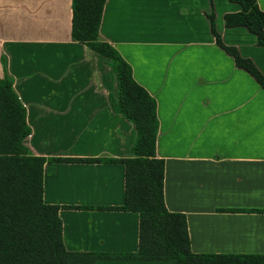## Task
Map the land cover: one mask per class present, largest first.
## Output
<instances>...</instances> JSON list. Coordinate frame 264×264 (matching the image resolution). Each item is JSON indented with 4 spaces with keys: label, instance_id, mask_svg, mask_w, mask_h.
I'll list each match as a JSON object with an SVG mask.
<instances>
[{
    "label": "crops",
    "instance_id": "0c3cea01",
    "mask_svg": "<svg viewBox=\"0 0 264 264\" xmlns=\"http://www.w3.org/2000/svg\"><path fill=\"white\" fill-rule=\"evenodd\" d=\"M264 12V0H257ZM230 0H105L100 36L157 102L156 155L165 162L164 201L186 216L193 254L264 255V89L216 43L264 76V47L226 16ZM73 0H0V78L14 80L36 157L131 156L135 125L115 113L117 77L103 56L72 38ZM43 201L61 207L70 253L95 264H170L125 258L139 248L140 216L106 210L125 202L118 163L47 162ZM71 207V209H63Z\"/></svg>",
    "mask_w": 264,
    "mask_h": 264
},
{
    "label": "trees",
    "instance_id": "16d2710c",
    "mask_svg": "<svg viewBox=\"0 0 264 264\" xmlns=\"http://www.w3.org/2000/svg\"><path fill=\"white\" fill-rule=\"evenodd\" d=\"M242 11L227 15L228 27L244 26L264 47V12L257 0H230ZM105 0H73L72 38L103 56L114 71L118 97L110 96L112 110L137 129L131 156L125 159H58L34 156L24 141L32 133L26 108L14 90V80L0 78V264H95L106 255L70 253L62 242L61 207L43 201V172L47 162L118 163L125 167V202L122 207L102 208L138 213L139 248L125 258L167 261L170 264H264V255L193 254L187 219L168 211L164 201L165 162L157 158L159 132L156 100L133 77L132 67L100 36ZM217 45L232 56L264 89V76L236 48L226 46L216 32ZM63 209H71L64 207ZM231 213H264L229 210Z\"/></svg>",
    "mask_w": 264,
    "mask_h": 264
}]
</instances>
